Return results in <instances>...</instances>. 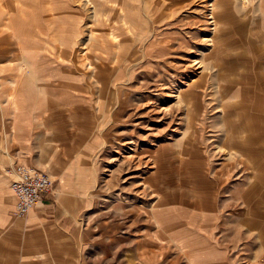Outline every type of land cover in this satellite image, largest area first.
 Listing matches in <instances>:
<instances>
[{"label": "rangeland", "instance_id": "374dc122", "mask_svg": "<svg viewBox=\"0 0 264 264\" xmlns=\"http://www.w3.org/2000/svg\"><path fill=\"white\" fill-rule=\"evenodd\" d=\"M0 188V264H264V0H0Z\"/></svg>", "mask_w": 264, "mask_h": 264}, {"label": "built area", "instance_id": "2783aa9c", "mask_svg": "<svg viewBox=\"0 0 264 264\" xmlns=\"http://www.w3.org/2000/svg\"><path fill=\"white\" fill-rule=\"evenodd\" d=\"M11 176L9 188L15 198L14 217H23L48 194L52 180L44 171L24 164H15L7 170Z\"/></svg>", "mask_w": 264, "mask_h": 264}, {"label": "crops", "instance_id": "0c3cea01", "mask_svg": "<svg viewBox=\"0 0 264 264\" xmlns=\"http://www.w3.org/2000/svg\"><path fill=\"white\" fill-rule=\"evenodd\" d=\"M0 194H4L3 188H0ZM66 193L63 190H58L54 197L52 198L53 201H49V199L45 197V199H41L37 205L33 208V210L29 213L30 217H33L34 215L37 216V212L40 209H71L70 207H67L65 205V198ZM14 204H15V198H14ZM41 212H39L40 214Z\"/></svg>", "mask_w": 264, "mask_h": 264}, {"label": "bare ground", "instance_id": "6f19581e", "mask_svg": "<svg viewBox=\"0 0 264 264\" xmlns=\"http://www.w3.org/2000/svg\"><path fill=\"white\" fill-rule=\"evenodd\" d=\"M31 211H32V210H31ZM31 211H30V212H31Z\"/></svg>", "mask_w": 264, "mask_h": 264}]
</instances>
